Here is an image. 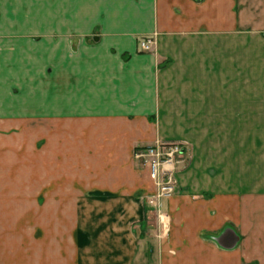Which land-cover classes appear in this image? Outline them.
Instances as JSON below:
<instances>
[{"label": "crops", "instance_id": "0c3cea01", "mask_svg": "<svg viewBox=\"0 0 264 264\" xmlns=\"http://www.w3.org/2000/svg\"><path fill=\"white\" fill-rule=\"evenodd\" d=\"M0 264H264V0H0Z\"/></svg>", "mask_w": 264, "mask_h": 264}, {"label": "built area", "instance_id": "2783aa9c", "mask_svg": "<svg viewBox=\"0 0 264 264\" xmlns=\"http://www.w3.org/2000/svg\"><path fill=\"white\" fill-rule=\"evenodd\" d=\"M152 42L151 37H140L138 46L146 50ZM187 151L185 140L163 138L154 139L133 149V158L146 168L152 181L154 192L148 200L155 206L162 197L176 191V173L188 163Z\"/></svg>", "mask_w": 264, "mask_h": 264}, {"label": "rangeland", "instance_id": "374dc122", "mask_svg": "<svg viewBox=\"0 0 264 264\" xmlns=\"http://www.w3.org/2000/svg\"><path fill=\"white\" fill-rule=\"evenodd\" d=\"M151 44L149 46V49L151 48ZM149 49H146V50H149ZM187 149H188V147H187ZM188 151H189V149H188ZM188 151H187V153H188ZM148 203H150L149 200H148ZM153 206L156 208L155 204H153ZM156 212L157 211H155V214H156ZM153 214H154V212H148V211L145 213V218H146L148 226H150L151 224L152 225L154 224V222H153L154 221ZM141 226H142L141 224H137V223H131V225H130V231L129 232L132 234V236L136 237L135 238L136 240L138 238L140 239V241L136 242L135 251H140V252H150L152 250L157 251L158 250L157 249V244H155L151 240L152 234H150L148 232V230H146V234L148 235V238H147V235H146L145 239H147V240L146 241L143 240L144 233H143V228H141ZM141 239H142V241H141Z\"/></svg>", "mask_w": 264, "mask_h": 264}]
</instances>
